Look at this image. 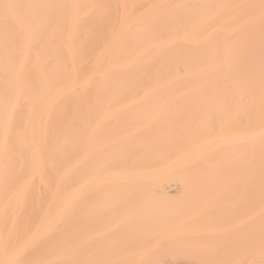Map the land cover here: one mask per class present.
<instances>
[{
    "label": "bare ground",
    "instance_id": "bare-ground-1",
    "mask_svg": "<svg viewBox=\"0 0 264 264\" xmlns=\"http://www.w3.org/2000/svg\"><path fill=\"white\" fill-rule=\"evenodd\" d=\"M0 264H264V0H0Z\"/></svg>",
    "mask_w": 264,
    "mask_h": 264
}]
</instances>
